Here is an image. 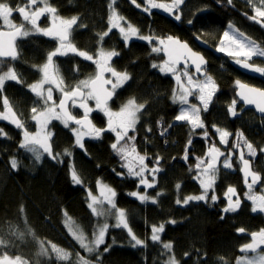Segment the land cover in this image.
<instances>
[{
    "label": "trees",
    "instance_id": "trees-1",
    "mask_svg": "<svg viewBox=\"0 0 264 264\" xmlns=\"http://www.w3.org/2000/svg\"><path fill=\"white\" fill-rule=\"evenodd\" d=\"M6 2L16 8L27 5L28 0ZM158 2L171 4L172 0ZM48 3L62 18L78 17L80 23L74 26L71 42L79 50L94 57L98 47L120 53L113 58L112 66L118 71H127L131 79L118 89L110 108L117 111L129 99L145 104L131 134L135 136L138 152L150 158L146 160L149 166L155 165L156 157L160 158L158 166L162 171L158 174L156 186L147 190L148 196L155 197L157 202L141 203L129 195L145 190L143 186L137 187L138 178L127 174L124 162L110 147L115 139L114 133L105 132L99 139L87 138L81 149L75 145L71 132L74 124L65 128L53 120L49 126L53 132L52 148L53 153L59 156L52 159L44 154L37 161L33 154L19 147L22 131L0 120V129L6 133V136H0V239L7 242L0 245V256L5 253L11 258L19 256L28 264H81V257L89 260L90 264H165L173 255L179 264H236L244 253L242 246L252 242L251 233L264 229V213L259 210L253 212L252 202L244 195L248 190L236 159L238 152L237 155L235 152L236 168L221 173L217 179L214 190L219 199L216 202L209 198L206 202L191 201L188 205H177L176 200L201 194L199 181L194 179L196 157H203L208 144L216 137L212 125L234 133L232 139L235 132H242L247 141L258 149L253 166L261 177L260 181L264 182L263 168L258 163L264 158L261 152L264 117L246 108L236 96L237 80L264 88V77L247 76L233 58L204 49L209 60L207 73L218 85L208 111L203 112L210 135L206 139L203 129L192 132L186 122L174 119L179 112V105L172 102L175 78L171 73H162L159 68L152 67L153 63L160 64L166 59L164 53H153L152 43L141 39L129 41L126 47L116 30L111 31L102 44L98 43L97 34L108 29L112 0H48ZM137 3L140 8L131 0H115L113 7L143 36L178 37L196 50L201 49L196 40L200 37L216 48L228 24L233 23L264 48V27L249 19L248 16H253L252 7L242 0H233L231 4L219 0H184L171 14L163 9L145 13L144 0H137ZM176 14L181 16L180 20L175 19ZM13 21L29 27L17 12L13 14ZM43 22L47 25L48 18ZM56 47L55 40L42 34H31L18 39V58L14 61L6 59L22 83L6 81L0 94V111L4 110L3 97L6 96L30 132L36 131L35 122L31 120V108L40 106L38 98L28 88L41 78L37 67L33 66L45 63L47 53ZM54 61L60 66L67 86H75L96 71L93 62L76 54L57 56ZM234 98L237 99L236 117L228 112ZM71 111L77 117L83 115L79 108L71 107ZM91 117L97 127H105L103 113L95 111ZM65 149L72 153L71 156L64 155ZM186 150L187 160L184 159ZM12 158L18 162L16 169L11 168ZM72 164L82 180L81 185H73L71 181ZM99 180L115 190L117 206L125 211L132 232L145 241L144 246L132 247L127 230L112 226L106 232L105 244L89 254L70 235L65 226V212L76 219L87 234L91 236L94 233L97 218L87 206L90 202L88 190L96 192ZM177 183L181 185L179 190L175 187ZM229 186L236 188L241 205L236 212L224 213L222 209L227 204L224 192ZM157 193L162 194L157 196ZM170 220L176 223H168ZM161 223L165 225L161 241L153 242L150 239L151 226ZM240 228L245 231L239 233L237 229ZM40 242L47 249V255L41 253ZM168 242L173 245L170 252L163 248V243ZM51 244L65 248L69 253L68 259H59L50 249ZM105 247H109L106 253ZM185 253H188L187 257Z\"/></svg>",
    "mask_w": 264,
    "mask_h": 264
},
{
    "label": "snow or ice",
    "instance_id": "snow-or-ice-1",
    "mask_svg": "<svg viewBox=\"0 0 264 264\" xmlns=\"http://www.w3.org/2000/svg\"><path fill=\"white\" fill-rule=\"evenodd\" d=\"M42 7H36L34 11L29 10L30 6L37 5L38 0H28L27 5L21 7L17 6L13 8L6 2V0H0V19L3 24L8 26L11 31H0V63H3V58H11L13 61L18 58L17 44L18 38H27L31 34H42L45 37L51 38L57 42V47L53 51L47 53L46 62L37 67V70L41 74L40 80L28 85L31 93L38 98V102L42 105L40 108H31V120L35 122L36 131L30 132L25 127L24 121L17 116V113L13 111L8 98L3 97V111H0V120L9 122L15 128L22 131V140L19 144L21 149L33 154L35 159L39 161L44 154H47L52 159H56L59 154L53 153V148L50 143L53 133L49 131V125L53 120L59 121L65 128L74 124L76 127H71V132L75 137V145L79 148H84V138L89 137L93 139H99L105 132L114 133V142L110 145L112 150L120 157L124 162L123 167L127 169V174L131 177L138 178L137 187L143 186L144 193L139 191L131 192L129 195L135 197L141 203L151 200L152 203H156L155 197L147 195V190L156 186V174L162 170L159 168L160 158H155V166L149 168L146 163L147 159H150L146 155H141L135 146V136H130V131H135L136 125L140 119V113L145 109V104H137L135 99H129L123 104L118 111H113L109 102L117 94V90L121 89L130 79V74L127 71H118L112 66L114 57L120 55L115 50H105L103 47H98L95 57L88 52L79 50L72 42L71 35L74 30V26H77L78 17L73 16L70 19H65L58 16L57 9L49 5L48 0H41ZM131 2L140 8L141 5L137 3V0H131ZM115 0L109 4L110 15L108 17V29L102 33H98V43L102 44L104 39L109 36L113 29H117L121 38L123 39L125 46H128V42L132 38L138 37L141 40L153 41L158 40L159 46L152 47L153 53H164L167 57L163 63H153V68H159L162 73H171L179 86V91L173 90L172 102L180 106L178 114L175 116V121L186 122L190 125L192 132L197 129H203V136L206 139L210 138L207 127L201 118V107L189 102V97L195 95L202 105V110L207 112L209 105L213 99V96L218 90V86L213 78L207 75L203 71V66L206 65L204 57L192 50L187 42H182L178 38L168 36L165 39L154 38L152 36H140L139 29L130 22L125 24L121 21H125V18L119 15L116 9L113 7ZM184 3V0H172L171 4L158 2V0H144L143 11L145 13H151L153 9H163L165 12L171 14L174 9H178L180 5ZM228 4L232 3V0H227ZM261 4H264V0H261ZM14 12L19 13L23 21H26L31 25L30 29H26L24 24L17 26L12 23L10 17ZM256 15L249 17L252 21L261 24L264 27V20L258 18H264V9L256 8ZM45 14L49 15L50 25L45 28L39 26L38 21ZM176 20H180L179 14L175 15ZM191 23V21H190ZM83 28L85 25H78ZM231 31H225L221 37L220 46L217 51L226 53L232 57L235 62L241 67L264 75V67L255 66L249 63L253 57L264 58V48L260 47L255 41L244 36L243 33H239L234 29L232 25H229ZM227 45V46H225ZM76 54L83 57L87 61H91L95 64L96 71L94 75L89 76L86 79L80 80L75 86H65L63 78L59 75V69L54 61V57L66 56L68 54ZM243 58V59H241ZM183 65L181 68L180 65ZM193 66L195 73L203 75L204 79H194L193 75L189 73V67ZM108 74V75H106ZM183 78H186V82ZM6 81H15L22 83L19 79L16 71L13 68H8L6 72H0V94L3 93V89ZM47 85V87H45ZM237 91L236 96L245 105H255L256 109L260 113H264V89L255 88L241 81H236ZM54 88L60 93L59 102L54 99ZM89 101H94V107L89 104ZM71 103L72 108H79L83 111L81 117L73 115L69 108ZM237 99H233L228 106V112L230 116L236 117L238 115L236 110ZM95 111L103 113L106 117V125L103 128L97 127L92 119L91 114ZM216 133L219 136V143L222 145H228L229 137L233 133L226 129L219 128L216 125H212ZM151 131V129H148ZM163 135V133H161ZM236 141L233 143L232 148L229 149L227 156L225 152L221 151L216 146L215 142L208 147L205 157H196V176L194 179L199 181L200 188L202 189L199 195H190L176 200L177 205H188L191 201H208L216 202L219 197L215 194V184L217 180V174L219 171L218 163L220 158L225 157L222 164L225 169H231L233 167L232 159L235 154V150L241 149V141L247 149L248 155L255 157L257 150L253 147L252 143L247 141L242 132H237ZM0 136H6V133L0 129ZM191 144V140L188 142ZM261 151H264L262 149ZM71 152L65 149L64 155L71 156ZM206 158V159H205ZM184 159H188L187 150L185 151ZM241 162L240 171L244 176V183L249 189L244 195L248 200L252 202V211L264 212V195H256L252 192L253 186L256 185L261 177L258 173L250 170V161L245 158L243 150L239 152L238 156ZM11 168L16 169L18 162L15 158H12ZM192 170L191 168L189 169ZM146 173L150 174L152 179L149 180ZM251 177V182H249ZM70 178L73 185H81L82 180L75 170L74 165L70 166ZM97 187L100 190V197L92 195L91 189L88 190V196L90 202L88 208L96 216H115L116 228L126 229L128 235L132 241V247L144 246L145 241L138 238L129 226L126 218L125 211L117 208L115 203L116 192L111 187L102 184L97 181ZM176 189L179 190L181 185L176 184ZM211 195L209 197V193ZM162 193H157V196ZM224 197L227 198V204L222 209L224 213L236 212L241 205V199L237 194L236 188L229 186L224 192ZM233 197H236L233 200ZM108 207L105 208L104 205ZM99 206V207H98ZM223 218V217H222ZM168 223L175 224V220H170ZM109 228L107 223L99 226L93 234V239L88 241L82 231L78 228H69L72 236L79 242L80 247L85 249L88 253H93L105 244L106 232ZM165 228L164 223L151 226V241L160 242L161 233ZM239 233H243V228L237 229ZM252 243L242 246L243 250L256 251L261 245H264V229H260L259 232L251 233ZM7 243L0 239V245ZM41 253L47 255V249L44 248L43 242H40ZM173 245L171 242L163 243V248L167 251H171ZM52 251L57 253L59 259H68V254L63 252L62 249L52 245ZM109 247L104 248V252H108ZM188 256V253H185ZM81 264H90L89 260L80 258ZM0 264H27L26 261H21V257L17 256L14 259L9 257L6 253L0 256ZM165 264H179L173 256H169ZM237 264H264V255H259L252 259H245L243 261L238 260Z\"/></svg>",
    "mask_w": 264,
    "mask_h": 264
},
{
    "label": "rangeland",
    "instance_id": "rangeland-1",
    "mask_svg": "<svg viewBox=\"0 0 264 264\" xmlns=\"http://www.w3.org/2000/svg\"><path fill=\"white\" fill-rule=\"evenodd\" d=\"M220 2L221 1H225V2H227V0H219ZM233 1V0H232ZM242 1H244V2H246V5H249V6H251L252 8V10H253V15H256V13H255V9L256 8H261V9H264V4H261V0H242ZM43 6V3L41 2V0H38V3H37V5H34V6H30V9L29 10H32V11H34L35 10V8L36 7H42ZM118 13V12H117ZM14 14V13H13ZM57 14V13H56ZM119 14V13H118ZM120 15V14H119ZM122 16V15H121ZM45 18H48V20H49V23H50V19H49V15L48 14H45L43 17H41L40 18V20L42 21L43 19H45ZM125 18V17H124ZM10 19H11V21H12V23L13 24H15V25H17V26H19L17 23H15L14 21H13V15L10 17ZM65 19H70V18H65ZM259 19H262V20H264V18H259ZM128 22H130L129 20H127L126 18H125V21H121V23H123V24H125V26L127 25V23ZM80 23V21H79V19L77 20V24H79ZM131 23V22H130ZM132 24V23H131ZM50 25V24H49ZM48 25V26H49ZM229 25H232L233 26V28L234 29H236V30H238V32L239 33H243L235 24H233V23H229L228 24V26L226 27V29H225V31H231L232 29H230L229 28ZM39 26L41 27V28H45V27H43V26H41L40 25V23H39ZM47 26V27H48ZM10 29L8 26H6V25H4L3 24V21H2V19H0V29ZM26 28V27H25ZM31 28V25L29 24V27L28 28H26V29H30ZM113 30H116V31H118L117 29H113ZM224 31V32H225ZM119 32V31H118ZM244 34V33H243ZM139 35L140 36H143V35H141L140 34V32H139ZM244 36L245 37H247V38H249L248 36H246L245 34H244ZM155 38V37H154ZM133 39H139L138 37H136V38H132L131 40H133ZM251 39V38H250ZM130 40V41H131ZM252 41H254L253 39H251ZM256 42V41H255ZM151 43H152V45H153V47L154 46H159V44H158V40H156V39H153V41H151ZM220 43H221V39H220V41L217 43V46H216V49L220 46ZM257 43V42H256ZM258 44V43H257ZM259 45V44H258ZM225 46H227V45H225ZM260 46V45H259ZM261 47V46H260ZM263 48V47H262ZM219 52V51H218ZM220 53H222V52H220ZM224 56H228L226 53H222ZM228 57H230V56H228ZM167 58V57H166ZM232 58V57H231ZM241 59H243V58H241ZM232 60H234V59H232ZM252 63H254V64H256V65H258V66H260V67H264V58H261V57H253L252 58V60H250ZM161 63H163V61L162 62H160V64ZM57 66H58V69H59V75L63 78V81H64V85L65 86H67V84H66V81H65V79H64V76H63V74H62V71H61V69H60V66L58 65V64H56ZM7 66V67H6ZM181 67V66H180ZM8 68H10L9 67V65L6 63V60H3V63H0V72H6L7 70H8ZM182 68V67H181ZM189 73L190 74H192L193 75V77H194V79H204V76H198L194 71H192V70H190L189 69ZM207 75H209V76H211L209 73H207ZM212 77V76H211ZM175 78V77H174ZM213 78V77H212ZM182 79H184L185 80V82H186V78H183L182 77ZM213 80H214V78H213ZM176 81V80H175ZM215 81V80H214ZM215 83H216V81H215ZM217 84V83H216ZM218 86V85H217ZM45 87H47V85H45ZM175 90H177V91H179V86L177 85V82H176V86H175ZM118 91V90H117ZM218 91V90H217ZM54 99L56 100V102L58 103V101H59V98H60V93L58 92V91H56L55 90V88H54ZM214 97V96H213ZM136 101V100H135ZM137 102V101H136ZM189 102L191 103V104H196V105H198V106H200L201 107V118L203 119V110H202V105H200V102H199V100L196 98V96L195 95H193V96H191V97H189ZM89 104L90 105H92L93 107H94V101H89ZM137 104H140V103H138L137 102ZM211 104V103H210ZM42 105L40 104V106L38 105L37 107L38 108H40ZM210 106V105H209ZM78 108V107H77ZM179 109H180V106H179ZM118 111V110H117ZM98 112V111H97ZM204 121V120H203ZM139 122V121H138ZM177 122V121H176ZM205 123V122H204ZM138 124V123H137ZM50 126V125H49ZM74 127H76V125H74ZM223 129H225V128H223ZM227 130V129H226ZM49 131H51L52 132V130L50 129V127H49ZM35 132V131H34ZM131 132H133V131H130L129 132V135L130 136H133L132 134H131ZM237 132H240V131H237ZM237 132H235V134L237 133ZM53 133V132H52ZM234 134V133H233ZM244 135V134H243ZM245 137V136H244ZM52 138H53V135H52V137H51V141H50V143H51V145H52ZM87 138H89V137H85L84 138V141H85V139H87ZM236 139H237V137H236V135H234V137H233V139L231 138V136L229 137V143H228V145H222V144H220L219 143V136H218V134L216 133V137L214 138V140L213 141H211L210 142V144H208V147L209 146H211V144L213 143V142H215V144H216V146L217 147H219L220 149H221V151H223V152H225V157L227 156V153H228V151H229V149H231L232 148V145H233V143L236 141ZM83 141V142H84ZM134 143H135V141H134ZM241 146L244 148V151H245V154H246V157L247 158H251L252 159V161H254L255 162V159L257 158V155L255 156V157H251L250 155H248V153H247V149H246V147L243 145V141H241ZM254 147V146H253ZM256 150H257V154H259L258 153V149L256 148V147H254ZM208 149V148H207ZM262 149H264V145L262 146ZM261 149V150H262ZM138 151V150H137ZM207 152V151H206ZM235 152H236V155H237V150H235ZM261 152H263V154H264V151H261ZM140 153V152H139ZM141 154V153H140ZM141 155H143V154H141ZM203 157H205V155L203 156ZM225 157H221V164H220V166L218 167L219 168V171H218V174H217V179H218V177H219V175L221 174V173H226V172H230V171H232L233 169H235L236 168V163L237 162H235V160L237 159V161H239V159H238V157L235 159V154H234V156H233V159H232V164H233V167L231 168V169H225L224 167H223V164H222V162H223V160L225 159ZM206 159V158H205ZM260 162V163H259ZM258 163L260 164V166L263 168V175H264V158L261 160V161H258ZM239 167H241V162L239 161ZM72 166H73V164H72ZM153 166H155V165H153ZM153 166H149V168H151V167H153ZM160 168V167H159ZM262 168H261V170H262ZM126 169V168H125ZM160 173V172H159ZM158 173V174H159ZM158 174H156V180H157V177H158ZM146 175L148 176V178H149V180H151L152 179V177H151V175L150 174H148V173H146ZM102 184H104V185H107V186H109V187H111L108 183H106V182H104V181H102V180H99ZM216 182H217V180H216ZM261 182V183H260ZM258 183H259V185H258ZM256 185H254L253 186V189H252V192L254 193V194H256V195H264V182H262V181H259ZM112 188V187H111ZM113 189V188H112ZM247 190L249 191V189L247 188ZM92 193V195H95V196H97V197H100V190H99V188L97 187L96 188V192H91ZM142 194L144 193V192H141ZM148 195V194H147ZM235 198L236 197H233V200H235ZM150 201V200H149ZM115 203H116V197H115ZM116 206H117V204H116ZM99 207V206H98ZM104 207L105 208H107L108 206L105 204L104 205ZM117 208H119L118 206H117ZM264 213V212H263ZM126 214V213H125ZM96 216V215H95ZM96 218H97V226H96V229H95V231L98 229V227L99 226H101V225H103L104 223H107L108 225H109V227H112L114 224H115V216L114 215H108V216H96ZM126 218H127V215H126ZM65 226H66V228H67V230H68V232L70 233V235L72 236V234H71V232L69 231V228L70 227H72V228H78L80 231H82L83 232V234L85 235V237L87 238V240L88 241H91L92 239H93V234L90 236L89 234H87L84 230H83V228H82V226L80 225V223L78 222V221H76V219H74L72 216H70L67 212H65ZM94 231V232H95ZM73 237V236H72ZM74 238V237H73ZM74 240L78 243V245L80 246V244H79V242L74 238ZM252 243V242H251ZM250 244V243H249ZM52 245H55L57 248H59V249H62L63 250V252H66L68 255H69V253H68V251L65 249V248H62L61 246H58V245H56V244H51V246H50V249L52 250ZM85 250V249H84ZM86 251V250H85ZM54 252V251H53ZM87 252V251H86ZM243 255H240L239 257H238V259H237V261L238 260H241V261H243V260H245V259H252V258H254V257H257V256H259V255H264V245H261L258 249H256V251L255 252H253L252 250H243ZM88 253V252H87ZM55 254L57 255V253L55 252ZM89 254H91V253H89ZM93 254V253H92ZM14 259V258H13ZM21 261H25L24 259H21ZM28 264V263H27ZM237 264V263H236Z\"/></svg>",
    "mask_w": 264,
    "mask_h": 264
},
{
    "label": "water",
    "instance_id": "water-1",
    "mask_svg": "<svg viewBox=\"0 0 264 264\" xmlns=\"http://www.w3.org/2000/svg\"><path fill=\"white\" fill-rule=\"evenodd\" d=\"M248 17H251V16H248ZM11 30H12V29H0V31H6V32H7V31H11ZM174 38H178V37H174ZM178 39H179L180 41H182V42H186V41H184V40H181L180 38H178ZM17 40H18V39H17ZM196 40H197V43L199 44L200 47H202V48H204V49H210V48H211L210 44H208V43H207L206 41H204L202 38L197 37ZM16 42H17V41H16ZM187 44L189 45L190 48H192L193 51L200 53V54L204 57V59H205V61H206L207 63H206V65L203 66V71L207 73V69H208V66H209V60H208V58H207V57L204 55V53H202L201 51L194 49V48H193L188 42H187ZM6 59H10V58H3V60H6ZM249 63H251V62L249 61ZM251 64H253V63H251ZM253 65H254V64H253ZM180 66L183 67L182 64H181ZM255 66H256V65H255ZM239 68H240L241 72L244 73V74H246L247 76H250V77H258V78L263 77V75H261V74H259V73H256V72H254V71H251V70L245 69V68L241 67L240 65H239ZM189 69L195 72V69H194L193 66H190ZM196 74H197V73H196ZM197 75H198V76H203V75H200V74H197ZM242 83L247 84V85L252 86V87H255V88L264 89V88H261V87H259V86H256V85H253V84L247 83V82H242ZM236 91H237V89H236ZM113 98H114V97H113ZM237 98H238V97H237ZM112 100H113V99H112ZM112 100H111V101H112ZM111 101H110V102H111ZM58 102H59V101H58ZM110 102H109V103H110ZM240 102H241L246 108H249V109L253 110L257 116H259V117H264V113H260V112L256 109L255 105H245L242 101H240ZM70 104H71V103H69V108H70V110H71ZM13 111H14V110H13ZM78 118H79V117H78ZM91 119H92V117H91ZM92 121H93V119H92ZM93 123H94V121H93ZM94 124H95V123H94ZM241 150L244 151V148H243L242 146H241V149H237L238 156H239V152H240ZM244 153H245V151H244ZM245 158L248 159V160L250 161V170H251L252 172L257 173V172L254 170L253 161H252L250 158H247V157H246V154H245ZM220 164H221V158H220V163H218V167L220 166ZM241 167H242V165H241ZM241 173H242V172H241ZM242 175H243V173H242ZM243 177H244V176H243ZM249 182H251V177H249Z\"/></svg>",
    "mask_w": 264,
    "mask_h": 264
},
{
    "label": "flooded vegetation",
    "instance_id": "flooded-vegetation-1",
    "mask_svg": "<svg viewBox=\"0 0 264 264\" xmlns=\"http://www.w3.org/2000/svg\"><path fill=\"white\" fill-rule=\"evenodd\" d=\"M259 19V18H258ZM44 20V19H43ZM43 20L41 21V20H39L38 21V23H40V25L41 26H43V27H47L50 23H48L47 25H45V23L43 22ZM262 20V19H261ZM42 22V23H41ZM4 29V28H3ZM112 31H114V30H112ZM140 32V31H139ZM19 39V38H18ZM18 41V40H17ZM16 44H17V42H16ZM211 46V45H210ZM201 49L199 50V51H201L202 53H204V55H205V50H209L210 52H215V53H219V54H222V53H220V52H218L217 51V49L216 48H214V47H212L211 46V48L210 49H205L204 50V48H202V47H200ZM226 57H228V56H226ZM234 62H235V60H233ZM251 62V61H250ZM236 63V62H235ZM252 63V62H251ZM254 64V63H253ZM236 65L239 67V65L236 63ZM254 65H256V64H254ZM256 66H258V65H256ZM182 67V66H181ZM260 67V66H259ZM106 75H108V74H106ZM263 77H264V75H263ZM263 77H261V78H258V77H254V78H256V79H262ZM241 82H247V81H242L241 80ZM247 83H249V82H247ZM250 84H252V83H250ZM253 85H255V84H253ZM256 86H258V85H256ZM260 87V86H259ZM262 88V87H261ZM115 97V96H114ZM112 102V101H111ZM111 102L109 103V106H110V104H111ZM70 107H71V104H70Z\"/></svg>",
    "mask_w": 264,
    "mask_h": 264
}]
</instances>
